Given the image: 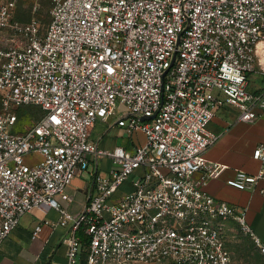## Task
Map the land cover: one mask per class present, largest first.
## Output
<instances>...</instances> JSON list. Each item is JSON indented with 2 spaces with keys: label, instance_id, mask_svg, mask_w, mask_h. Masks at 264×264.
Wrapping results in <instances>:
<instances>
[{
  "label": "built area",
  "instance_id": "2783aa9c",
  "mask_svg": "<svg viewBox=\"0 0 264 264\" xmlns=\"http://www.w3.org/2000/svg\"><path fill=\"white\" fill-rule=\"evenodd\" d=\"M22 3L33 13L24 24L15 21ZM40 5L0 0V31L13 38L0 48V249L26 214L49 208L70 228L64 264H234L230 220L264 255L247 210L205 189L224 170L205 158L219 140L208 130L217 108L235 107L247 124L264 112V93L248 89L264 42V0H52L46 30ZM28 106L43 115L20 130L18 110ZM119 108L118 125L145 143L101 151L91 130ZM100 157L112 158L114 171L97 176L81 214L69 213L60 198L72 200L66 190ZM253 157L257 174L237 172L226 183L264 196V144ZM141 168L133 191L111 200Z\"/></svg>",
  "mask_w": 264,
  "mask_h": 264
},
{
  "label": "crops",
  "instance_id": "0c3cea01",
  "mask_svg": "<svg viewBox=\"0 0 264 264\" xmlns=\"http://www.w3.org/2000/svg\"><path fill=\"white\" fill-rule=\"evenodd\" d=\"M12 41L10 33L0 31V48L11 47ZM248 89L252 93H264V42L257 47L256 70L250 76ZM217 96L223 99L220 93H217ZM122 112L123 109L119 108L108 119L99 120L92 128L90 140L99 150L112 152L121 146L133 152L145 143L142 134L129 137L126 130L118 125ZM239 116V110L222 103L208 127L211 133L219 136V140L205 153V158L220 163L224 170L222 175L212 180L205 189L221 202L245 208L248 226L264 246V196L258 191H239L226 183L237 172L254 175L262 167V163L255 160L253 155L255 150L264 144V112L255 124L241 122ZM114 169L110 157H100L97 160L90 158L88 168L80 172L66 190L65 196L72 200L60 198L62 207L73 215L81 214L96 193L97 176L110 177ZM145 173L144 168L138 169L111 200H120L132 192L134 184L144 177ZM262 188L263 182L258 185V189ZM60 220V213L49 208L35 209L26 214L0 249V264H64L67 260L65 238L70 228L59 226ZM227 224L226 222V235ZM39 226L41 232L39 237L34 239V231ZM78 235L80 238L86 236L84 230H80ZM85 260L84 251L80 261L84 263Z\"/></svg>",
  "mask_w": 264,
  "mask_h": 264
},
{
  "label": "rangeland",
  "instance_id": "374dc122",
  "mask_svg": "<svg viewBox=\"0 0 264 264\" xmlns=\"http://www.w3.org/2000/svg\"><path fill=\"white\" fill-rule=\"evenodd\" d=\"M38 19L45 30L50 23L52 0H40ZM33 13L27 5L20 4L15 12V21L28 23L32 20ZM8 33V32H7ZM21 129L33 125L42 118V111L35 106L21 107L19 110ZM15 132H17L15 130ZM227 248L232 255L234 264H264V255L260 252L251 234L243 229L236 221L227 222Z\"/></svg>",
  "mask_w": 264,
  "mask_h": 264
},
{
  "label": "trees",
  "instance_id": "16d2710c",
  "mask_svg": "<svg viewBox=\"0 0 264 264\" xmlns=\"http://www.w3.org/2000/svg\"><path fill=\"white\" fill-rule=\"evenodd\" d=\"M81 241L85 248L88 247L90 239L87 236L81 237Z\"/></svg>",
  "mask_w": 264,
  "mask_h": 264
}]
</instances>
